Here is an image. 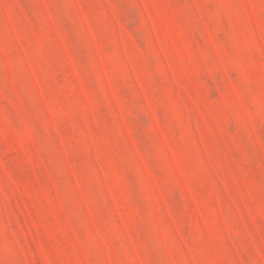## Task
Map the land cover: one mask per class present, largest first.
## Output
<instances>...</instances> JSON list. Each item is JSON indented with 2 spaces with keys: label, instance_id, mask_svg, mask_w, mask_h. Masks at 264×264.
Here are the masks:
<instances>
[{
  "label": "rangeland",
  "instance_id": "obj_1",
  "mask_svg": "<svg viewBox=\"0 0 264 264\" xmlns=\"http://www.w3.org/2000/svg\"><path fill=\"white\" fill-rule=\"evenodd\" d=\"M0 264H264V0H0Z\"/></svg>",
  "mask_w": 264,
  "mask_h": 264
}]
</instances>
